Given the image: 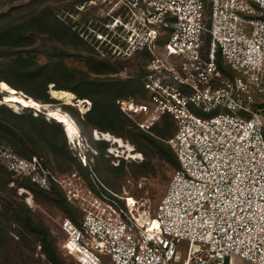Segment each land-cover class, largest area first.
Masks as SVG:
<instances>
[{"label": "built area", "instance_id": "1", "mask_svg": "<svg viewBox=\"0 0 264 264\" xmlns=\"http://www.w3.org/2000/svg\"><path fill=\"white\" fill-rule=\"evenodd\" d=\"M79 4L82 12L88 4L101 10L91 31L102 55L138 57L144 95L116 104L154 137V125L170 118L165 142L178 167L150 214L94 172L89 179L76 172L55 178L39 174L35 157L11 160L9 169L35 175L42 188L56 182L80 211L78 223L60 221L62 252L79 264H104L99 254L110 264H235L237 257L264 264V116L253 96L264 94V0Z\"/></svg>", "mask_w": 264, "mask_h": 264}, {"label": "rangeland", "instance_id": "2", "mask_svg": "<svg viewBox=\"0 0 264 264\" xmlns=\"http://www.w3.org/2000/svg\"><path fill=\"white\" fill-rule=\"evenodd\" d=\"M83 1L84 0H0V27L6 26L11 22H23L41 9L46 8L71 30L70 37L66 39V45L59 43L51 34L37 32V30L35 31L37 33L34 34L35 43L33 45L20 49H12V51H16L17 53L22 51L23 55H27L24 53V51L27 50L34 65L39 67L46 63L51 57L55 58L60 56L58 55L59 51L54 49L55 47L62 48L67 53L62 55L65 65L71 71L79 72V76L80 71H88L91 64L90 58L94 57L96 60L112 63L111 65L117 68V72L89 74V76L104 80H117L118 78L121 80H128L130 78L138 83V63H136L134 58H114L110 53L102 55V53H105V50L103 52L96 49L94 35L91 31L94 29L93 13L95 10L98 12H101V10L100 8L94 9L92 5L88 4L82 7L84 10L86 7H89L85 12L79 11L82 5L79 3ZM161 49L163 53H166L164 46H162ZM162 56H165V54H162ZM7 58V54H0V63L5 62ZM131 59H133V61H131ZM228 74L229 76H236L234 72H228ZM25 86L28 87L26 84ZM51 88H53L52 84L48 86V92ZM73 95L75 98L72 100V103H66L55 98H53L54 100L50 104H45L42 103L41 100H38L42 107L40 112L37 111L47 116L46 112L49 108L57 107L66 111L75 121L79 119V122H83V130H80V137L76 143L72 140L71 142L69 141L63 126L61 130L56 129L55 131L48 132L51 136L57 137L59 145L62 142L60 140L65 139L71 151L72 161L62 162L56 157V152L60 150V146L50 147L48 143L46 145L40 144L38 145L39 147L35 148L37 151L36 153L32 155H19L12 144L0 139V264H51L43 254L36 235L29 232L21 221L19 222L15 212L19 215L25 214L30 217L32 221L36 222V224L43 226L53 238L57 251L64 259L65 263L77 264L75 259L65 255L60 247L64 238V234L60 228V221L62 218L69 217L64 213L63 209L40 196H35L32 190L22 185L23 183L20 184L22 181L36 184V182L31 180V177L35 175L24 174L23 172L16 173L9 169L8 167L11 160L18 159L29 163L32 162L33 157H35L43 168V171H40L39 174L43 175L49 172L55 176V178L70 172L80 174L79 172H83L80 165L89 163L100 180H103L110 189L123 196H132L137 200L136 207L139 208V211L146 210L149 211L150 214L153 213L158 201L166 191L170 177L174 169H176L157 154L145 155L147 153L146 150L145 154L144 151H138L139 149L136 148L135 143H133L130 138L119 137L107 132L133 147L135 150L131 154H138L137 157L131 158L129 152L125 151L123 147H120L115 142L113 143L103 138L94 137L95 133L101 134L104 132L88 126V124L83 121L85 119V113L88 112L92 106L91 100L88 97L78 99L74 93ZM6 96L8 97L9 94L5 93L4 97ZM49 96L51 97L50 93ZM253 96L257 104H264V94L254 91ZM80 99L83 100L81 106H79ZM3 105L7 106L11 111L2 113V116L7 120H14L11 114L12 112L31 113L32 115L38 114L31 108H24L26 109L24 110L19 106L11 107L6 103ZM213 113L214 112H212V114ZM262 113L264 116V110H262ZM170 130L171 131L167 134H159L156 132H154V134L159 141L167 144L165 140L172 134V128H170ZM98 141L106 142V147L102 152L98 149ZM108 148H113V152L119 155L117 156L110 153ZM120 159L124 161L127 169L124 175L117 174L109 168V166L111 167L118 164ZM143 159H145L150 166L141 175H135V168L133 165ZM36 174L39 177L41 176L38 173ZM36 185L39 189L49 190L40 187L38 184ZM58 187L61 188L59 185ZM33 188L35 190L38 189L34 185ZM28 200H30V202ZM79 220L80 211L78 212L77 223ZM186 249V241L182 240L178 242L177 253L180 260L186 256ZM99 256L104 264H110L108 255L99 254ZM235 264L252 263L237 257L235 259Z\"/></svg>", "mask_w": 264, "mask_h": 264}, {"label": "trees", "instance_id": "3", "mask_svg": "<svg viewBox=\"0 0 264 264\" xmlns=\"http://www.w3.org/2000/svg\"><path fill=\"white\" fill-rule=\"evenodd\" d=\"M35 31L51 34L62 45H66V39L71 34L69 27L46 8L41 9L23 22H11L0 27V54L8 55L7 60L0 63V82H5L11 88L21 90L34 100H41L45 104H50L54 100L53 97L49 96L48 86L50 84L54 89L71 91L78 99L88 97L92 106L85 113V119L83 120L88 126L102 132H110L119 137L130 138L135 143L136 148L139 149L138 151H144L145 154L146 150L145 155L157 154L174 168L178 167V160L171 147L132 125L131 121L119 110L116 104V99L119 97L144 95L138 83L130 78L128 80H121L120 78L117 80H104L89 76V74L117 72V68L111 65L112 63L99 61L94 57L90 58L91 64L88 71H80L79 76V72H73L65 65L62 55L67 54L66 51L57 47L54 49L59 51L58 55L60 56L51 57L42 66L36 67L27 50L24 51L27 55H23L22 51L18 53L12 51V49L33 45L35 43L34 34L37 33ZM134 60L138 63L137 70L140 73L142 66L138 57L135 56ZM4 95L5 92L0 88V100L4 98ZM254 105L264 110V104L255 103ZM5 111L11 112L7 106L0 104V139L12 144L19 155H32L37 152L35 148L39 147L38 145L48 143L50 147L60 146V150L56 152V157L60 161H72L71 151L65 139H61L62 142L59 145L57 137L48 133L56 129L61 130V124L48 119L44 113L38 112L37 115L12 112L14 120H7L2 116ZM76 120L79 131L83 130V122H79V119ZM170 128L173 131V122L168 116H164L160 122L154 125L153 131L159 134H167L171 131ZM97 144L100 152L104 151L106 142L98 141ZM149 166L145 159L137 162L133 165L135 168L134 174L141 175ZM80 167L83 172L79 173L86 179H89L92 172L95 173L89 163L80 165ZM109 168L117 174L124 175L127 172L122 159L119 160L118 164L109 166ZM20 184L32 190L35 196H40L63 209L64 213L77 223L79 210L65 200L61 188L55 182L51 183L49 190L39 189L33 182L22 181ZM33 185L38 189L35 190ZM15 214L19 222L21 221L29 232L36 235L43 254L51 264H66L58 253L53 238L43 226L36 224L25 214L19 215L17 212Z\"/></svg>", "mask_w": 264, "mask_h": 264}, {"label": "bare ground", "instance_id": "4", "mask_svg": "<svg viewBox=\"0 0 264 264\" xmlns=\"http://www.w3.org/2000/svg\"><path fill=\"white\" fill-rule=\"evenodd\" d=\"M0 88L5 93L9 94L8 97L6 96L0 100L2 102V104L6 103V104L10 105L11 107L12 106L13 107L19 106L23 109L24 108H28V109L31 108L32 110H34L36 112L37 111L40 112L42 105L38 101L34 100V98L26 95L23 91L13 89L10 86H8L5 82H0ZM49 91H50L51 97L58 99V100H61V101H64L66 103H72V100H74V98H75L73 93H71L67 90H58V89L51 88ZM82 102H83V100L80 99L79 100V106H81ZM46 113H47L48 119H52L55 122H57L63 126V128L66 131L67 138L69 139L70 142L72 140L73 142L76 143L79 140V137H80L79 128H78L75 120L66 111L61 110V109L56 107V108H49ZM94 137L103 138L105 140L112 141L113 143L114 142L117 143L120 147H123L125 149V151L129 152V156L131 158L138 156V154H131L135 150L133 147H131L129 144H126L121 139H119L117 137H113L109 133H106V132L101 133V134L95 133ZM28 201L30 202V200H28ZM130 201H134V199L132 198ZM149 223L152 224L153 221H151V219H150Z\"/></svg>", "mask_w": 264, "mask_h": 264}, {"label": "water", "instance_id": "5", "mask_svg": "<svg viewBox=\"0 0 264 264\" xmlns=\"http://www.w3.org/2000/svg\"><path fill=\"white\" fill-rule=\"evenodd\" d=\"M49 93H50V91H49ZM0 104H2V102L0 101ZM47 114V113H46ZM107 133V132H106Z\"/></svg>", "mask_w": 264, "mask_h": 264}]
</instances>
